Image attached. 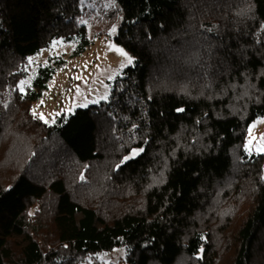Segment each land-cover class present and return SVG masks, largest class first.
Here are the masks:
<instances>
[{"label":"trees","instance_id":"1","mask_svg":"<svg viewBox=\"0 0 264 264\" xmlns=\"http://www.w3.org/2000/svg\"><path fill=\"white\" fill-rule=\"evenodd\" d=\"M117 1L134 67L109 101L49 124L32 105L55 65L18 84L53 39H85L81 0H0V264L118 246L128 264H264V152H245L264 0Z\"/></svg>","mask_w":264,"mask_h":264},{"label":"rangeland","instance_id":"2","mask_svg":"<svg viewBox=\"0 0 264 264\" xmlns=\"http://www.w3.org/2000/svg\"><path fill=\"white\" fill-rule=\"evenodd\" d=\"M122 18V8L117 0H81L77 20L86 26L85 39L80 35L69 40L55 38L29 57L32 61L30 63L28 59L27 73L20 80L28 83L21 88L19 82L20 92L25 93L33 86L40 66L51 63L56 67L48 90L33 102L32 110L35 109L37 116L42 114V120L55 124L61 114L69 115L77 108L112 98L127 69L135 65V57L116 41ZM117 49H123L132 57L133 63L128 64L127 57ZM60 59L64 61L56 64ZM105 95L107 99H101ZM94 100L98 103H92ZM261 148H264V115L250 123L245 152L248 156L261 154L264 152ZM137 149L140 148L133 149L128 157H132ZM127 254L126 246H118L87 257L84 264H128Z\"/></svg>","mask_w":264,"mask_h":264},{"label":"snow or ice","instance_id":"3","mask_svg":"<svg viewBox=\"0 0 264 264\" xmlns=\"http://www.w3.org/2000/svg\"><path fill=\"white\" fill-rule=\"evenodd\" d=\"M113 31H115V30H113ZM53 46H55V45H53ZM117 51H119L122 55H124V56L127 57V63H128V64H132V63H133L132 57L128 56V54H127L126 52H124L123 49H117ZM31 61H32V58H29V62H30V63H31ZM25 83H28V81H21V82H20V84H21V88H22V86H23ZM101 99H105V100H106V99H107V95L101 97ZM41 103H43V102H41ZM92 103H98V101L94 100V101H92ZM85 106H86V105H85ZM178 111H183V109H178ZM33 113L35 114V109H33ZM56 115H59V113H57ZM40 118L43 119L42 114H41ZM45 122H47V121H45ZM254 126H255V125H253V127H254ZM140 151H143V149H137V150H134L133 153H132V155H133V156H134V155H137ZM260 151H264V148H261ZM130 158H131V157H126L125 159H130Z\"/></svg>","mask_w":264,"mask_h":264}]
</instances>
